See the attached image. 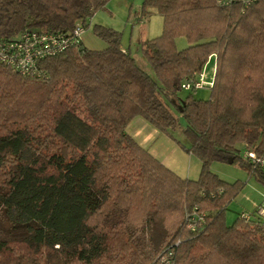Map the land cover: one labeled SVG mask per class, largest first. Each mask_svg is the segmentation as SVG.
Returning a JSON list of instances; mask_svg holds the SVG:
<instances>
[{"label":"trees","instance_id":"trees-1","mask_svg":"<svg viewBox=\"0 0 264 264\" xmlns=\"http://www.w3.org/2000/svg\"><path fill=\"white\" fill-rule=\"evenodd\" d=\"M109 1L0 0V40L88 26ZM152 10L163 32L140 47L157 79L122 47L120 31L101 24L94 31L106 48L44 59L46 78L0 62V219L10 230L0 237V264H158L168 251L174 264H264V221L240 214L227 222L245 183L211 170L214 161L239 163L264 187V168L245 156L264 157V0H144L137 20ZM213 55L210 97L193 89L180 98ZM138 116L165 133L185 120L189 145L178 142L201 160L197 179L128 132ZM194 212L203 219L195 231L187 224ZM61 246L76 250L56 263Z\"/></svg>","mask_w":264,"mask_h":264},{"label":"rangeland","instance_id":"rangeland-1","mask_svg":"<svg viewBox=\"0 0 264 264\" xmlns=\"http://www.w3.org/2000/svg\"><path fill=\"white\" fill-rule=\"evenodd\" d=\"M143 1L110 0L104 9L97 11L88 20L83 39L89 49L101 50L107 47V43L95 33L94 26L101 24L120 31L122 33V46L130 48L139 66L146 70L154 79H157L153 68L141 50L140 41L162 34L163 17L154 10L146 19L142 18V21H138L137 16H140ZM176 43L179 48H184L188 45L185 36H178ZM214 63L215 60L211 59L204 68L207 81L214 80ZM188 94L189 91L186 90L179 92L180 98H185ZM210 94V87H204L195 93L196 97L202 99H208ZM174 111L179 115L175 108ZM137 119H141L140 121L144 125H148L147 130L141 128L139 123L135 124L137 120L131 123L129 130L138 134V140L145 139L146 141L144 142H149L147 144H149L152 153H155L158 158L169 164V167L181 177L197 179L200 176L202 171L201 160L197 155L187 152L179 144L181 142L187 146L189 145L183 133V128L186 126L183 118L180 117V126L176 130H171L170 133L159 130L143 117L138 116ZM240 148L242 149L243 147ZM242 152L244 155V150ZM211 170L226 181L234 182L240 180L245 183L242 191L228 206L226 213L228 224H232L243 212L255 211L257 205L262 202L264 187L239 163L214 161L211 164ZM9 231V225L0 219V237L9 236ZM83 247L88 253H92L93 249L90 245H83ZM75 250L76 246L56 248L53 259L56 263H65L68 256Z\"/></svg>","mask_w":264,"mask_h":264},{"label":"built area","instance_id":"built-area-1","mask_svg":"<svg viewBox=\"0 0 264 264\" xmlns=\"http://www.w3.org/2000/svg\"><path fill=\"white\" fill-rule=\"evenodd\" d=\"M254 0H218L222 6L241 3L246 7ZM87 25L83 21H78L71 32L52 33L36 29H26L19 35L6 40H0V62L4 63L15 71L35 78H46L47 72L41 69L40 63L47 58L60 55L71 47L80 48L84 45L83 34ZM213 81L206 80L203 71L197 78L187 79L182 84V89L186 91L199 90L204 87H211ZM245 156L252 159L256 164L264 168V157H259L255 150L245 152ZM254 215L264 221V197L262 202L257 205L254 212H243L241 217L250 219ZM189 222L188 228L197 230L198 223L203 219L194 212L187 215ZM201 221V222H200ZM158 264H174L173 253L164 252L158 257Z\"/></svg>","mask_w":264,"mask_h":264},{"label":"crops","instance_id":"crops-1","mask_svg":"<svg viewBox=\"0 0 264 264\" xmlns=\"http://www.w3.org/2000/svg\"><path fill=\"white\" fill-rule=\"evenodd\" d=\"M154 12V10H152V13ZM150 16V15H149ZM147 18V17H146ZM145 18V19H146ZM137 19H139L138 18V16H137ZM143 20V19H142ZM141 20V21H142ZM84 45H85V43H84ZM86 46V45H85ZM87 47V46H86ZM123 47V46H122ZM124 49H129V50H131L130 48H125V47H123ZM215 60V63H214V70H215V68H216V55H213L211 58H210V60ZM209 60V61H210ZM138 117H136V118H134V120H137V121H135L136 123L135 124H137V123H139V125H140V127L141 128H145L146 130H147V128H148V125H144L143 123H142V121H140L141 119H137ZM133 120V121H134ZM132 121V122H133ZM131 122V123H132ZM131 123L129 124V126H128V128H127V130H128V132L143 146V147H145L146 149H148L149 151H150V147H149V144H147V143H149V142H144V141H146L145 139H143V140H138V134H135L136 132H131L129 129H130V125H131ZM145 130V131H146ZM133 131V130H132ZM134 131H136V130H134ZM151 133V132H150ZM151 152V151H150ZM152 153V152H151ZM152 154H154L155 156H156V154L155 153H152ZM157 157V156H156ZM160 159V158H159ZM161 160V159H160ZM162 161V160H161ZM164 164H166L168 167H169V164H167L166 162H164V160L162 161ZM170 168V167H169Z\"/></svg>","mask_w":264,"mask_h":264}]
</instances>
